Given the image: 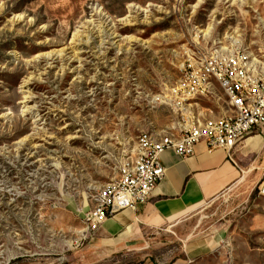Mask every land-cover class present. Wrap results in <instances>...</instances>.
Returning a JSON list of instances; mask_svg holds the SVG:
<instances>
[{"label": "rangeland", "instance_id": "1", "mask_svg": "<svg viewBox=\"0 0 264 264\" xmlns=\"http://www.w3.org/2000/svg\"><path fill=\"white\" fill-rule=\"evenodd\" d=\"M231 45L264 49V0H0V264H80L91 198L137 136L225 111L215 82L176 88L189 63ZM259 176L118 264H264Z\"/></svg>", "mask_w": 264, "mask_h": 264}, {"label": "built area", "instance_id": "2", "mask_svg": "<svg viewBox=\"0 0 264 264\" xmlns=\"http://www.w3.org/2000/svg\"><path fill=\"white\" fill-rule=\"evenodd\" d=\"M187 68L176 92H202L215 82L225 97V111L214 118L192 117L187 127L177 126L162 134L141 132L133 153L119 166L118 177L97 188L91 198L85 215L91 235L109 216L124 209L136 210L148 200L164 175L160 155L166 150L185 158L193 154L197 144L204 143L208 152L224 151L227 160L240 169L234 148L264 126V49L213 47ZM257 194L264 195V177L258 182Z\"/></svg>", "mask_w": 264, "mask_h": 264}, {"label": "crops", "instance_id": "3", "mask_svg": "<svg viewBox=\"0 0 264 264\" xmlns=\"http://www.w3.org/2000/svg\"><path fill=\"white\" fill-rule=\"evenodd\" d=\"M233 154L240 169L227 160L224 151L208 152L204 143L197 144L185 158L164 151L160 155L164 175L148 200L136 210L124 209L109 216L77 252L79 263L118 264V256L141 249L145 235L220 192L230 191L248 172L257 169L260 180L264 174V126L246 136Z\"/></svg>", "mask_w": 264, "mask_h": 264}, {"label": "bare ground", "instance_id": "4", "mask_svg": "<svg viewBox=\"0 0 264 264\" xmlns=\"http://www.w3.org/2000/svg\"><path fill=\"white\" fill-rule=\"evenodd\" d=\"M185 95L187 96V94H185ZM226 191H227V190H226ZM226 191H225V192H226Z\"/></svg>", "mask_w": 264, "mask_h": 264}]
</instances>
